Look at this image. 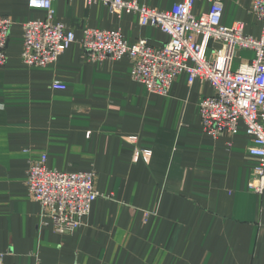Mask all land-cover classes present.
<instances>
[{"label":"crops","instance_id":"obj_1","mask_svg":"<svg viewBox=\"0 0 264 264\" xmlns=\"http://www.w3.org/2000/svg\"><path fill=\"white\" fill-rule=\"evenodd\" d=\"M137 1L166 11L181 0ZM251 5L223 0L221 25L241 22L258 39ZM52 9L76 42L55 64L28 67L22 25L44 13L0 0V17L12 22L0 69V264H264V192L248 190L257 160L243 125L232 137L203 132L199 103L211 85L182 73L166 96L150 94L131 79L127 58L89 62L82 29H119L129 45L153 47L167 35L100 3L54 0ZM207 11L195 1V16ZM251 58L239 51L233 68ZM136 150L151 152L147 163L134 160ZM42 155L49 169L95 174L100 197L71 234L55 233L27 192L29 162Z\"/></svg>","mask_w":264,"mask_h":264},{"label":"built area","instance_id":"obj_2","mask_svg":"<svg viewBox=\"0 0 264 264\" xmlns=\"http://www.w3.org/2000/svg\"><path fill=\"white\" fill-rule=\"evenodd\" d=\"M54 0H27V7L44 13L43 19L22 25L21 61L28 67L45 68L75 43L73 31L63 23H54ZM87 5L100 3L113 14L136 16L139 26L152 27L169 37L167 43L153 47L145 40L129 45L121 31L86 27L82 29L80 48L89 62L119 61L131 63V79L148 93L166 96L174 80L182 73L189 84L208 82L213 94L199 103L203 132L216 139L234 136L243 125L249 139L247 153L257 160L248 183L249 192H264V0H252L251 13L261 25V34L253 39L236 22L221 25L223 0H201L208 11L192 13L196 0H181L170 10L160 11L140 5L137 0H84ZM12 22L0 17V69L5 65ZM239 51H250L252 58L233 68ZM54 89H62L59 82ZM150 151L136 150L135 161L148 162ZM26 189L39 204L42 215L51 220L57 234L77 230L100 197L93 172L64 173L49 169L46 157L30 161Z\"/></svg>","mask_w":264,"mask_h":264},{"label":"rangeland","instance_id":"obj_3","mask_svg":"<svg viewBox=\"0 0 264 264\" xmlns=\"http://www.w3.org/2000/svg\"><path fill=\"white\" fill-rule=\"evenodd\" d=\"M235 64V63H234ZM235 66V65H234Z\"/></svg>","mask_w":264,"mask_h":264}]
</instances>
